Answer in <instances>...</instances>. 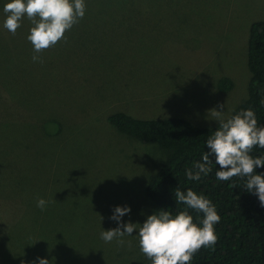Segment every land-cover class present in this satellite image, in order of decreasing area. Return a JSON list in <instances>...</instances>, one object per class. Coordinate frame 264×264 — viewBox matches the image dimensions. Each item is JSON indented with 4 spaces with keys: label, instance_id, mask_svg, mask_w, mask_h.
Listing matches in <instances>:
<instances>
[{
    "label": "rangeland",
    "instance_id": "rangeland-1",
    "mask_svg": "<svg viewBox=\"0 0 264 264\" xmlns=\"http://www.w3.org/2000/svg\"><path fill=\"white\" fill-rule=\"evenodd\" d=\"M126 1L138 5L85 0L84 17L40 53L28 19L15 34L0 27V264H150L137 237L99 233L117 227L116 205L131 207L124 222L156 211L146 186L165 154L109 116L212 128L209 109L224 105L228 118L249 96L250 28L264 0Z\"/></svg>",
    "mask_w": 264,
    "mask_h": 264
},
{
    "label": "clouds",
    "instance_id": "clouds-1",
    "mask_svg": "<svg viewBox=\"0 0 264 264\" xmlns=\"http://www.w3.org/2000/svg\"><path fill=\"white\" fill-rule=\"evenodd\" d=\"M85 9V0H4L0 27L15 34L22 20L28 19L31 27L26 39L33 52L40 53L65 38L66 31L84 17ZM32 59L36 61L39 57L33 55ZM218 108L208 110V118L219 124L205 141L208 151L185 170V177L189 181L200 180L212 171L211 165L215 164L217 180L241 177L244 189L255 194L260 206L264 207V172H256L257 168L264 166V156L251 155L254 147L264 148V124L258 122L251 108L242 109L228 118L224 105ZM174 197L176 205L184 206L182 210L173 213L159 209L147 215L143 223L124 222L122 218L131 212V207L116 205L110 219L117 227L102 228L100 239L110 243L117 238L135 236L140 252L150 264H191L196 251L215 243V225L220 216L215 205L192 188L183 191L177 188ZM47 203L44 198H38L36 207L44 211ZM192 212L197 214L195 220ZM118 242L124 241L120 239ZM33 264H49V260L38 257Z\"/></svg>",
    "mask_w": 264,
    "mask_h": 264
},
{
    "label": "trees",
    "instance_id": "trees-1",
    "mask_svg": "<svg viewBox=\"0 0 264 264\" xmlns=\"http://www.w3.org/2000/svg\"><path fill=\"white\" fill-rule=\"evenodd\" d=\"M123 0L126 8L135 7ZM101 12L109 14L110 5ZM248 67L251 73L249 96L232 113L242 109H253L258 122L264 124V21L253 22L250 28ZM233 82L223 78L218 84L221 92H229ZM109 123L119 132L143 144L157 146L164 154L160 169L151 175L146 186L148 197L156 210L164 209L173 213L182 210L176 205L174 191L192 188L206 196L220 216L215 225L216 241L201 247L193 254L191 264H264V207L258 197L244 189V180L233 176L230 180L219 181L215 177L217 166L200 180L189 181L185 170L208 151L205 141L219 126L196 127L182 118L138 119L123 112L109 116ZM251 155L264 156V148L254 147ZM264 172V166L256 169ZM191 211V210H189ZM196 217V213L192 212ZM202 217V214H201Z\"/></svg>",
    "mask_w": 264,
    "mask_h": 264
}]
</instances>
